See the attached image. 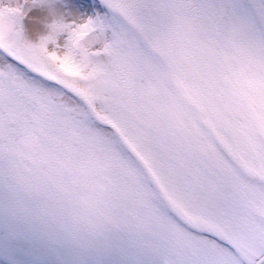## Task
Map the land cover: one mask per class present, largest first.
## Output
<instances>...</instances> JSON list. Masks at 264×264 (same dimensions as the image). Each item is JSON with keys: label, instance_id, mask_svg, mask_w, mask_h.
Instances as JSON below:
<instances>
[{"label": "rangeland", "instance_id": "1", "mask_svg": "<svg viewBox=\"0 0 264 264\" xmlns=\"http://www.w3.org/2000/svg\"><path fill=\"white\" fill-rule=\"evenodd\" d=\"M61 2L0 0V51L37 77L0 65V155L27 169L34 208L98 233L91 261L172 264L215 238L225 207L264 196V0ZM85 21L95 30L71 41ZM247 46L259 65L235 70Z\"/></svg>", "mask_w": 264, "mask_h": 264}, {"label": "snow or ice", "instance_id": "2", "mask_svg": "<svg viewBox=\"0 0 264 264\" xmlns=\"http://www.w3.org/2000/svg\"><path fill=\"white\" fill-rule=\"evenodd\" d=\"M60 6L85 14L106 11L99 0H62ZM125 10L134 12L131 6ZM0 65L9 66L2 71L13 82L20 74L37 78L7 51H0ZM20 192L19 176L6 161L0 169V264H100L90 260L101 254L98 233H86L62 213L37 210ZM209 228L213 240L190 245L195 252L181 251L172 264H264V196L230 204Z\"/></svg>", "mask_w": 264, "mask_h": 264}, {"label": "bare ground", "instance_id": "3", "mask_svg": "<svg viewBox=\"0 0 264 264\" xmlns=\"http://www.w3.org/2000/svg\"><path fill=\"white\" fill-rule=\"evenodd\" d=\"M32 30V29H31ZM46 32L45 30H42V32ZM93 31V30H92ZM92 31H90V33L92 32ZM90 33L86 36V37H88L89 35H90ZM85 37V38H86ZM98 49V48H97ZM66 58H64L63 60H65ZM63 63H66V62H63ZM225 151L228 153V150H227V148H225ZM231 159H233V157L232 156H229Z\"/></svg>", "mask_w": 264, "mask_h": 264}]
</instances>
